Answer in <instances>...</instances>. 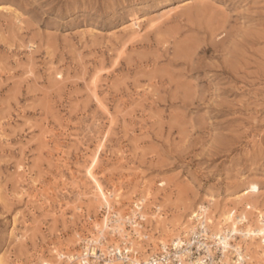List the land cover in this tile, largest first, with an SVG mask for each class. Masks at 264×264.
Returning a JSON list of instances; mask_svg holds the SVG:
<instances>
[{
    "label": "rangeland",
    "instance_id": "1",
    "mask_svg": "<svg viewBox=\"0 0 264 264\" xmlns=\"http://www.w3.org/2000/svg\"><path fill=\"white\" fill-rule=\"evenodd\" d=\"M189 1L0 0L18 12L0 10V264H67L114 212H139L142 227L104 231L102 248L127 232L139 258L188 240L185 219L209 197L210 244L229 227L217 208L246 213L241 230L259 222L264 0ZM132 13L137 36L120 29ZM229 241L264 264L259 238ZM223 257L236 264L231 248Z\"/></svg>",
    "mask_w": 264,
    "mask_h": 264
},
{
    "label": "bare ground",
    "instance_id": "2",
    "mask_svg": "<svg viewBox=\"0 0 264 264\" xmlns=\"http://www.w3.org/2000/svg\"><path fill=\"white\" fill-rule=\"evenodd\" d=\"M191 1L194 2V0H190L189 2H191ZM1 9L2 10L3 9L8 10L9 13L12 14V16H13V14L18 13L17 10L13 6H11L9 4L0 5V10ZM144 20L145 19L143 17L137 15L136 13H132V14L128 15L127 22L124 25H122L120 27V29L123 30V31L126 30V32L128 30L133 35L137 36L139 31H140V28H141V26H142V24L144 22ZM87 30L90 31V29H87ZM57 74H58V76H60V73H57ZM97 77H98L97 73H94L93 76H92V94H93L95 100L99 104H101L100 99H99L98 94H97V91H96L97 90V88H96V78ZM95 157H97V155ZM93 160L95 162L96 158H94ZM88 174H89V176H90V178H91V180L93 182V186L95 187V191H96V197L95 198L103 201L104 203H106V205L109 206L108 196L104 192L102 184L93 176V174L90 172V170H89ZM145 199H147L146 196H144V198H141L135 204V207H136V209L138 211L142 209V206H140V203L145 202ZM213 200L214 199L212 197H209L207 206H204L202 204H197L195 211H192L191 216H188L185 219V223H184L182 229L186 230V233L187 232L192 233V234H189L190 236H193V237L197 236L198 237V233L196 232L197 228H200L201 231L206 232L208 224H212L213 223V220L211 219V216L213 214L210 211L211 208H212L211 206L213 204ZM218 209H220V211H221L222 218H223L225 224H229V227L226 230H222L221 229L222 226L219 225V224H217L216 227H215L214 240H215L216 243L213 240V243H214L213 245L220 252V260H219L220 263H218V264H225L223 256H224V251L227 250L228 248H231V250H232V252L234 254V257L236 258L235 259L236 264H244L245 257H244V255L241 252V247L240 246L232 247L230 245L229 239L233 238L236 234H240L245 239H249V240L252 241L255 238H259V241L264 243V213H261L259 215L261 217V219H259V222L256 223V226L254 228H251V227H249V225H247L244 230H241V229H239L238 226L243 224V223H246L248 221L246 213L241 212V213H239L240 215L235 217V215H233L234 213L230 210L231 208L229 209L230 211L229 210L227 211L226 209H228V208H226L225 206L217 208V210ZM246 209H250V206H246ZM105 212H106V209H105ZM114 214H115V212L113 214L109 215V217L113 218V222L112 221L108 222L109 219H111V218H108V217L106 218L105 226H107V224L109 223L108 224V229L103 230L102 233H100L101 231L98 230V225L95 223V227L99 231V233L96 232V233L92 234L90 237H88V238L86 237V238L82 239L84 244L82 246L81 251L79 252L80 253L79 255H76L75 253H69L67 255H64V257L67 260V264H71L73 262V260H75V259H77V263L78 264H81L82 261L86 262L87 264H90V263L93 264V262L95 264H99V263H97V260H98V258L100 256L97 255V252L95 251V246L94 245L101 244L100 239L103 236L104 231H108L110 233H114V234H116V237H118L119 236L118 232L122 231L121 229H123L125 231L126 230L131 231V229H133V227H139V228L142 227V222L141 221H143V219H141L142 215L139 212H138L139 216L136 215L131 222L126 219L125 215L120 216V219H119V217L115 218ZM208 214H210L211 216H208ZM126 216H130V215H126ZM152 218H154V220H156L157 226H160L162 228L166 227L167 223H165L164 221H161L160 217L157 218L156 216H153ZM118 219H119V221H118ZM192 219H195L197 221V223H196V224H198L197 228H195V226H194V224L192 222ZM205 223H207V224L205 225ZM125 224H128L129 228H126ZM135 230L137 232L138 228H135ZM138 234L140 235V233H138ZM131 236H132V238L137 239V241H141L142 240V238L138 237L136 235V233L131 234ZM126 237H127V232L123 234V241L120 240V243L123 244L122 247L120 246V243L118 244V242L117 243L113 242L112 246H114V249L117 250V252H118L117 255L115 257L114 256L112 257L111 256V252L109 250L108 253H107V254H109L108 255L109 257L106 258V259H103V262L100 263V264H121V263L123 264V261H125V260H127L129 264H140V262H139L140 254L137 253V251L135 249H133L132 247H128L129 244L125 240ZM184 237H185L184 235L179 236V235L175 234L174 242H170V244L173 245L177 249L176 257H177V260H178L179 264H183V263L184 264H205V262L203 260V257H196L195 260H193V261L187 259L188 256H189V254H188L189 253V247L188 246H189L190 243L188 242V245L185 248L181 249V245L184 242L183 241ZM205 238H211L209 236L208 232L205 233ZM161 242L164 244V240H161ZM163 244L159 243L158 245H160V248L162 250H165L167 244H164V245ZM120 247L122 248V250L120 249ZM106 248H108V247H106ZM124 250L126 252H129L130 256L121 255V253ZM206 251L208 253L210 252V249H209L208 246L206 248ZM226 253H227V251H226ZM56 255H60L61 256V253L57 252ZM154 255H155V251L150 252L148 254H145L144 257H150V256L152 257ZM132 256L134 257V259H133ZM57 257H59V256H57ZM225 259H227V256L225 257ZM116 261L121 262V263H118ZM41 264H51V263L49 261L44 260V261L41 262ZM155 264H160V263L157 262V260H156Z\"/></svg>",
    "mask_w": 264,
    "mask_h": 264
},
{
    "label": "built area",
    "instance_id": "3",
    "mask_svg": "<svg viewBox=\"0 0 264 264\" xmlns=\"http://www.w3.org/2000/svg\"><path fill=\"white\" fill-rule=\"evenodd\" d=\"M126 228H129L128 224H125ZM198 233V237H193L190 236V238L188 240H183V244L181 245V249L185 248L189 244V256L187 259L193 261L195 260L196 257H203V260L205 262V264H218L220 257L217 255L216 251H214L215 246L213 244H210V242L208 241V238H205V233L204 231H201L200 228H197ZM104 236L101 237L100 241L101 244H96L95 246V251L97 252V255H99L100 257L97 260V263H102L103 259L108 258L109 254L108 251L110 250L111 252V256L115 257L117 255V250L114 249V246L112 245H108V248H102V246L104 245ZM207 246L210 249V252L208 253L206 251ZM187 247V248H188ZM120 249L122 250V248L120 247ZM166 250V251H165ZM162 250L160 248V251L155 252L154 256H150V257H143V258H139V262L140 264H155L156 260L157 262H159L160 264H179L178 260H177V249L173 246V245H166V249ZM219 251V250H217ZM167 252V253H166ZM102 253V254H101ZM220 253V252H219ZM121 255L123 256H130L129 252H126L125 250L121 253ZM156 259V260H155ZM123 264H129L127 260L123 261ZM184 264V263H183Z\"/></svg>",
    "mask_w": 264,
    "mask_h": 264
}]
</instances>
